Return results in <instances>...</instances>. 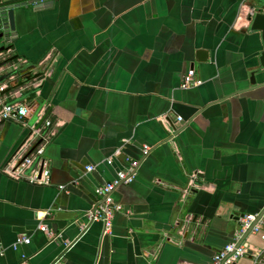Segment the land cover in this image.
I'll return each instance as SVG.
<instances>
[{"label": "crops", "instance_id": "0c3cea01", "mask_svg": "<svg viewBox=\"0 0 264 264\" xmlns=\"http://www.w3.org/2000/svg\"><path fill=\"white\" fill-rule=\"evenodd\" d=\"M252 5L263 10L264 0H54L19 9L11 53L43 74L30 85L36 93L0 95L29 105L21 120L0 123V264H209L233 240L235 217L264 207L263 43L247 19ZM192 68L202 83L183 89ZM39 109L52 121L43 126L49 184L6 172L39 139L28 136ZM126 157L140 164L112 193L122 209L110 232L99 221L86 227L95 186ZM18 236L30 243L13 248ZM244 242L251 253L235 264H264L260 233Z\"/></svg>", "mask_w": 264, "mask_h": 264}, {"label": "built area", "instance_id": "2783aa9c", "mask_svg": "<svg viewBox=\"0 0 264 264\" xmlns=\"http://www.w3.org/2000/svg\"><path fill=\"white\" fill-rule=\"evenodd\" d=\"M202 81L197 78L195 70L189 69L187 73L183 76L181 87L183 89H187L193 86L200 85ZM4 84L0 82V92L4 88ZM26 106L23 103L19 102H10L5 103L0 100V123L6 120H21L23 116L26 114ZM176 121L180 122L181 117L177 116ZM52 124V121L46 119L43 126L49 128ZM50 137L49 133L43 136L42 142L38 145L35 151L26 157L22 164L17 167L15 170H6L10 176L13 178L19 179L25 176V179L31 183H39V184H49V175L50 171L47 167L44 166V161L42 156L44 154V142ZM143 155L146 156L149 152V147H143L142 149ZM120 150H116L114 153L118 155ZM127 166L121 168L116 171L113 178L106 180L98 185H96L94 192L97 197L96 204L94 207L87 211L84 215L87 218V225L92 222L99 221L103 226V233L107 234L110 232V228L112 225V217L113 214L122 209V205L116 203L113 200L112 193L116 189L117 186L121 184H129L131 183L136 175L137 170L140 164V161L137 159L127 158ZM105 162L107 164L113 163V157H107ZM43 165V169L40 172V166ZM28 169V173H25V170ZM95 169V165L86 166L87 172L93 171ZM60 188H64L63 185ZM264 223V211L258 216V213H246L240 217V228L236 232L232 241L228 242L224 245L219 251L214 253L212 259L209 264H235L237 260L248 253V246L245 240L238 243L239 239L242 237L244 233L248 231V234H257L260 233L261 238L264 240V232L261 231V225ZM85 227V226H84ZM38 228L49 234L50 232L47 229L45 224H39ZM30 243V237L27 236H18L14 243L12 244L13 248H16L20 244H28ZM3 249H0V254L3 252Z\"/></svg>", "mask_w": 264, "mask_h": 264}, {"label": "water", "instance_id": "95a60500", "mask_svg": "<svg viewBox=\"0 0 264 264\" xmlns=\"http://www.w3.org/2000/svg\"><path fill=\"white\" fill-rule=\"evenodd\" d=\"M53 1L54 0H0V82H5V87L1 90L0 95L12 93L18 90L17 92L22 93L23 91L25 92L24 94L28 96L36 93V91L38 90V87L33 86L32 88H30V85L34 80L39 78L43 74V72H32L35 68V65H28L26 61L19 57L18 54H12L11 52L18 33L17 22L18 19L21 20V12H19V9H27L28 6L31 5L34 10H38L44 7L51 6ZM249 10L250 11L248 13L247 19L251 24V29L260 31L261 34L263 50L259 56V65L264 68V9L256 10V7L252 5L249 6ZM201 53H203L201 60H206L207 55L204 51H197L196 58H199ZM249 80L251 85H256V75L254 71L251 72ZM25 106L27 109V113L29 110V105ZM24 116H26V114ZM35 118L36 119L34 121V124L28 127V136L38 134L39 139L30 147L27 153H25L21 157L19 156L20 159L16 165L17 167L22 164L23 160L26 157H28L35 151L38 145L42 142L43 136L45 135V133L43 132V124L47 118L46 115L42 113L40 114L39 109L36 112ZM42 169L43 165L40 166V172L42 171ZM263 211L264 207L258 212V216H260ZM242 215L235 218L239 219ZM54 230H57L55 226ZM248 237L249 234L247 231L242 235L238 243L242 242ZM248 252L251 253V251Z\"/></svg>", "mask_w": 264, "mask_h": 264}, {"label": "flooded vegetation", "instance_id": "af4514ba", "mask_svg": "<svg viewBox=\"0 0 264 264\" xmlns=\"http://www.w3.org/2000/svg\"><path fill=\"white\" fill-rule=\"evenodd\" d=\"M180 124V123H179ZM182 124H180V126H181Z\"/></svg>", "mask_w": 264, "mask_h": 264}]
</instances>
